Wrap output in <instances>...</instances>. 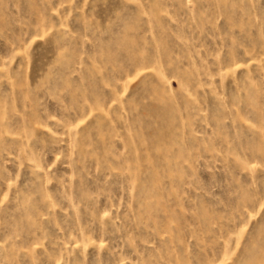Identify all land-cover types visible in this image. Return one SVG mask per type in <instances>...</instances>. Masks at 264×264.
<instances>
[{
  "label": "rangeland",
  "instance_id": "rangeland-1",
  "mask_svg": "<svg viewBox=\"0 0 264 264\" xmlns=\"http://www.w3.org/2000/svg\"><path fill=\"white\" fill-rule=\"evenodd\" d=\"M0 264H264V0H0Z\"/></svg>",
  "mask_w": 264,
  "mask_h": 264
}]
</instances>
